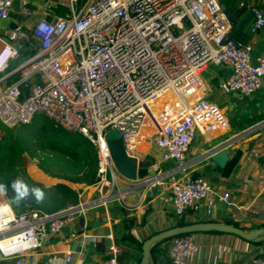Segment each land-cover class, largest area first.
<instances>
[{
	"label": "built area",
	"instance_id": "obj_1",
	"mask_svg": "<svg viewBox=\"0 0 264 264\" xmlns=\"http://www.w3.org/2000/svg\"><path fill=\"white\" fill-rule=\"evenodd\" d=\"M223 1L0 0L2 47L12 45L16 58L0 72V127L27 125L41 115L54 128L87 139L97 158L91 187L104 208L119 190L107 131H119L126 152L138 161L152 159L141 150L150 137L157 164L139 186L152 195L155 185L167 184L177 217L207 222L230 195L191 175L186 157L198 135L208 140L229 123L216 103L197 93L204 89L202 74L211 64L231 69L220 95L250 96L264 81V52L254 61L252 46L231 37L238 10L250 11L253 35L264 28V11L246 0H235L237 7ZM18 44L30 55L20 59ZM224 142L227 147L232 141ZM250 156L264 160V151ZM92 204L79 200L53 213H18L0 200V254L24 264L26 252L85 217ZM104 238L102 264H120L112 232ZM163 248L170 264H193L199 250L192 235L174 237ZM71 260L68 253L64 262ZM252 264H264V253Z\"/></svg>",
	"mask_w": 264,
	"mask_h": 264
},
{
	"label": "crops",
	"instance_id": "obj_2",
	"mask_svg": "<svg viewBox=\"0 0 264 264\" xmlns=\"http://www.w3.org/2000/svg\"><path fill=\"white\" fill-rule=\"evenodd\" d=\"M247 2L264 11V2ZM252 22L253 17L249 10H238L233 19L231 37L238 43L251 45L252 58L255 61L264 52V28L253 35L250 33ZM4 32L0 27V51ZM17 48L20 59L30 54V50L24 49V44H18ZM230 73L231 69L226 65L211 64L202 74L204 89L198 88L197 93L205 94L206 101L216 103L224 111L229 129L209 133L208 140L198 135L187 153L186 163L191 175L210 179L215 187L230 195V203L220 204L207 222L239 224L245 231H250L264 223V160H256L250 156L252 150L264 151V81L250 96L220 95L219 84L226 80ZM227 140L232 141L231 145L222 149V144ZM211 149L215 151L213 155L208 153ZM237 151L242 152L240 162L228 179L222 178L213 168V164L222 166ZM144 152L155 161L157 153L154 149L150 153ZM31 173L33 182L43 183L45 188H49L47 184L51 187L60 181L55 178L56 182L53 183L51 176L40 169ZM120 177L119 190L112 192H117V196L106 208L98 205L100 195L91 185L59 182L77 191V202L82 200L93 204L88 207L85 217L78 218L60 235L43 237L41 247L25 253L24 264H102L106 257L107 244L104 236L110 232L120 249L119 263L138 264L142 252L136 244L165 231L174 225L179 217L173 210L167 184L155 185L150 195L147 187H140L139 182L134 183ZM0 200L9 202L8 198L2 195ZM121 209L125 210V213H122ZM188 217L187 219L192 221L204 222L195 215L189 214ZM126 219L134 221L130 231L131 239L125 237L126 232L120 224ZM86 234L96 238H85ZM192 237L199 247L193 264H252L256 255L264 253V239L256 244L236 235L210 232L194 233ZM161 248L163 249V245ZM68 253L71 254L72 260L65 263L64 257ZM153 257L154 264H170L165 251H156ZM0 264H16V259L4 258L0 254Z\"/></svg>",
	"mask_w": 264,
	"mask_h": 264
},
{
	"label": "trees",
	"instance_id": "obj_3",
	"mask_svg": "<svg viewBox=\"0 0 264 264\" xmlns=\"http://www.w3.org/2000/svg\"><path fill=\"white\" fill-rule=\"evenodd\" d=\"M223 4L225 6H233L237 7L235 0H224ZM30 54L24 55V57L29 56ZM14 78L9 79V83L13 82ZM45 136L49 135V138L53 140L50 141L48 148L52 149V159H49L50 162L55 163L61 167V171H59V175L54 176L51 169L46 168L43 165H39V169L43 171L46 175L54 177L58 180L68 181L73 184H85V185H93L97 181V158L96 151L92 144L85 139L83 136L77 133H71L65 131L63 129H56L52 125L48 131H44ZM9 139V138H8ZM13 139V138H12ZM2 140V139H1ZM0 140V141H1ZM6 143L0 142V159L6 158L8 164L6 166V173L3 175L4 177V186L0 188L1 191H4L7 194V198L13 208L14 211L21 213L28 209L27 204L30 202L32 204V209L40 211L42 213H53L59 211L61 209L66 208L69 204H75L78 200L77 191L70 189L64 184L58 183L55 186L50 188H45L41 184L34 183L33 180L27 175V172H23L20 176V179H23L30 187L35 186L39 187L44 191V198L40 202H37L35 198L29 194L24 197L22 200H17L15 198V193H11L13 190L11 188L12 181L19 178V175L14 173L12 166V159L15 154V143L10 141H5ZM141 150L144 152L145 149L142 147ZM2 156V157H1ZM1 185V184H0ZM29 199L28 201L26 199ZM116 205V204H115ZM122 213H125V210L121 209ZM111 214V211H110ZM189 218V217H188ZM201 221H192L185 218H177L174 225L169 226L165 230L171 229L173 227L189 225L192 223H199ZM212 222V221H210ZM123 230L126 232L125 237L127 239H131L130 231L134 226L133 219L123 220L121 223ZM230 225L240 228L242 230H246L242 228L239 224L230 223ZM264 228V223L260 225L257 229ZM116 229V227H115ZM114 229V230H115ZM210 233L220 234L216 231H210ZM192 235V234H186ZM179 235L177 237L186 236ZM172 239V238H171ZM171 239L157 242L150 248V262L152 264L154 261V254L156 251H165V249L161 248L162 245L167 244ZM264 237H260L253 241H248L251 243H260L262 242ZM133 241V240H132ZM144 242V241H143ZM143 243H137V248L142 252ZM161 248V249H160ZM166 252V251H165ZM142 256L139 258L138 264L141 263Z\"/></svg>",
	"mask_w": 264,
	"mask_h": 264
},
{
	"label": "water",
	"instance_id": "obj_4",
	"mask_svg": "<svg viewBox=\"0 0 264 264\" xmlns=\"http://www.w3.org/2000/svg\"><path fill=\"white\" fill-rule=\"evenodd\" d=\"M14 7L18 9L17 1H15ZM122 144V140L117 142H108L111 159L113 160L116 172L122 178L131 182H137L147 178L150 174V168L154 164V160L149 158L138 161L137 158L128 155ZM223 147L224 148L222 149H226L225 146ZM208 153L209 155H213L215 151L211 149V151H209ZM241 158L242 152L237 151V153L233 157L227 159L222 166L215 163L213 164V168L222 178L228 179L240 162ZM210 231L236 235L246 241H253L260 237H264V228L244 231L232 225L222 224L218 222H199L173 227L171 229L152 235L143 242L141 264H152L150 262V248L157 242H162L179 235L204 233Z\"/></svg>",
	"mask_w": 264,
	"mask_h": 264
},
{
	"label": "rangeland",
	"instance_id": "obj_5",
	"mask_svg": "<svg viewBox=\"0 0 264 264\" xmlns=\"http://www.w3.org/2000/svg\"><path fill=\"white\" fill-rule=\"evenodd\" d=\"M246 1H262L264 0H246ZM51 123L47 118L44 116L38 115L34 118V120L27 125L18 126L13 129H7L0 127V135H1V143H6L5 141H12L15 143V154L12 159V166L14 173L19 175V179L22 173L25 171L27 172L28 176L30 177L31 172L35 170H39V165H43L48 169H51L54 176L59 175V171H61V167L55 163H52L49 161V159H52L51 153L52 149L48 148V145L50 144V141H52V138H49L48 136H45L46 134L44 131H48L50 129ZM9 138V139H8ZM13 138V139H12ZM106 139L108 142H117L121 140V133L117 130H109L106 133ZM145 143V142H144ZM56 149V148H55ZM2 157V156H1ZM8 164V161L6 158L0 159V184L4 185V177L3 175L6 173L7 169L6 166ZM168 168H170L168 166ZM163 171L165 170V166L162 165L161 168ZM154 168L150 169V172H152ZM118 177H120L119 174H117ZM53 180V183L56 182L55 178L51 177ZM121 178V177H120ZM63 180L58 181L57 183L61 182ZM13 182V181H12ZM65 182V181H63ZM52 183V184H53ZM41 185L46 186L45 184L41 183ZM49 188L51 189L53 186L50 187L49 184H47ZM0 195L3 197L7 194L4 191L0 190ZM3 193V194H2ZM11 193H14V190L11 191ZM29 200L28 198L26 199ZM28 208H32V204L28 202L27 204ZM258 228V227H257Z\"/></svg>",
	"mask_w": 264,
	"mask_h": 264
},
{
	"label": "clouds",
	"instance_id": "obj_6",
	"mask_svg": "<svg viewBox=\"0 0 264 264\" xmlns=\"http://www.w3.org/2000/svg\"><path fill=\"white\" fill-rule=\"evenodd\" d=\"M14 48L12 45H4L0 51V72L12 64L16 58L13 52ZM4 186L0 185V188ZM11 188L14 190L15 198L17 200H22L24 197L31 194L37 202H40L44 198V191L35 186H29L23 179H16L11 183Z\"/></svg>",
	"mask_w": 264,
	"mask_h": 264
},
{
	"label": "bare ground",
	"instance_id": "obj_7",
	"mask_svg": "<svg viewBox=\"0 0 264 264\" xmlns=\"http://www.w3.org/2000/svg\"><path fill=\"white\" fill-rule=\"evenodd\" d=\"M142 147L147 151L148 153L152 152L153 146L151 144V138L149 137L148 140H146L145 143L142 144Z\"/></svg>",
	"mask_w": 264,
	"mask_h": 264
}]
</instances>
